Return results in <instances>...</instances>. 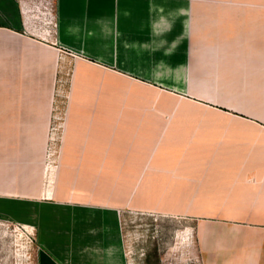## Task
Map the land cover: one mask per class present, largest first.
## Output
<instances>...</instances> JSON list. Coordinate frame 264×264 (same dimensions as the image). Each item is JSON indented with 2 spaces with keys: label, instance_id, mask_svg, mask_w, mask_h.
Returning a JSON list of instances; mask_svg holds the SVG:
<instances>
[{
  "label": "crops",
  "instance_id": "crops-1",
  "mask_svg": "<svg viewBox=\"0 0 264 264\" xmlns=\"http://www.w3.org/2000/svg\"><path fill=\"white\" fill-rule=\"evenodd\" d=\"M125 213L264 264V0H0V221L128 264Z\"/></svg>",
  "mask_w": 264,
  "mask_h": 264
},
{
  "label": "rangeland",
  "instance_id": "rangeland-1",
  "mask_svg": "<svg viewBox=\"0 0 264 264\" xmlns=\"http://www.w3.org/2000/svg\"><path fill=\"white\" fill-rule=\"evenodd\" d=\"M123 226L128 264H199L185 244V221L125 213ZM35 255L32 231L0 221V264H35Z\"/></svg>",
  "mask_w": 264,
  "mask_h": 264
}]
</instances>
